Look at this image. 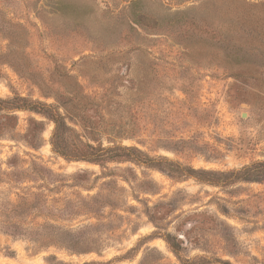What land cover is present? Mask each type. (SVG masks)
<instances>
[{
  "label": "rangeland",
  "instance_id": "1",
  "mask_svg": "<svg viewBox=\"0 0 264 264\" xmlns=\"http://www.w3.org/2000/svg\"><path fill=\"white\" fill-rule=\"evenodd\" d=\"M63 1L0 0V264H264V0Z\"/></svg>",
  "mask_w": 264,
  "mask_h": 264
},
{
  "label": "trees",
  "instance_id": "2",
  "mask_svg": "<svg viewBox=\"0 0 264 264\" xmlns=\"http://www.w3.org/2000/svg\"><path fill=\"white\" fill-rule=\"evenodd\" d=\"M58 1H60V3L64 2L63 0ZM132 1L135 3L139 2V0ZM145 16L155 19V15L152 13H146ZM156 21L159 27H163L165 25V23L160 21V19ZM48 112H50V110ZM49 116L55 123V129L52 138L53 149L56 153L64 157L69 159L72 158L77 161L98 164L101 166L108 165L109 163L113 162H130L138 166H144L148 169H153L160 172L167 171L174 173L176 170L173 169H179V166L176 163H173L166 158L154 159L136 147H122L115 145V147L112 148H104L102 144L93 146L90 143L85 144L82 141H80V143L75 142L74 144H71V129L69 126H67L65 117L61 113L57 112H52ZM196 174L203 175L207 174V172L204 170H195L193 168L187 169L186 175L193 176ZM231 175H235L247 182L262 183L264 182V163H257L253 166L245 167L240 171L232 172Z\"/></svg>",
  "mask_w": 264,
  "mask_h": 264
}]
</instances>
